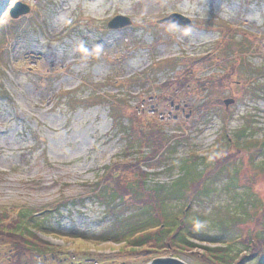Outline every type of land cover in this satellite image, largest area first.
Masks as SVG:
<instances>
[{"label": "rangeland", "instance_id": "obj_1", "mask_svg": "<svg viewBox=\"0 0 264 264\" xmlns=\"http://www.w3.org/2000/svg\"><path fill=\"white\" fill-rule=\"evenodd\" d=\"M4 1L0 0V211L13 215L15 207H27L40 212L72 201L69 210L61 208L54 233L39 234L59 252L28 264H150L158 257L207 264L200 249L141 253L73 234L84 231L92 236L109 223L103 206L89 197L101 167L121 161L125 142L121 131L113 128L109 107L116 99H123L124 116L137 110L146 115L143 121L160 122L167 135L175 136L172 141L181 140L179 153L204 155L223 128L234 134L246 120L264 137V0H7L2 7ZM15 1L28 4L29 13L11 18L8 9ZM171 12L186 16L192 25L158 23ZM116 14L128 16L131 24L109 29L107 21ZM11 20L19 22L14 29H9ZM204 53L213 54L198 59ZM165 59L173 61L155 68L154 63ZM192 63L195 78L222 77L211 98L215 105L204 116L198 105L205 92L189 87L186 79L181 88L175 82L189 75L187 64ZM255 79L262 92L257 98L248 86ZM91 89L103 98L79 100ZM72 94L78 100H64ZM228 97L234 102L225 107L222 100ZM243 149L234 154L239 164L246 158L239 171L256 178L253 192L244 197L258 198L259 203L264 198V155L258 156L262 168H252L249 152ZM158 170L150 169L149 186L172 178ZM259 210L249 218L238 213L235 230L261 227ZM2 249L0 244V264H18Z\"/></svg>", "mask_w": 264, "mask_h": 264}, {"label": "trees", "instance_id": "obj_2", "mask_svg": "<svg viewBox=\"0 0 264 264\" xmlns=\"http://www.w3.org/2000/svg\"><path fill=\"white\" fill-rule=\"evenodd\" d=\"M18 23V20H11L9 29L16 28ZM212 54L204 53L198 59H209ZM171 61H157L154 66L157 64L155 68L160 69ZM240 63L238 61L237 64ZM195 65L187 64L189 75L180 76L175 82L181 88L186 79L189 87L205 92L198 105L200 116H204L215 105L211 98L222 85V77L213 74L210 80L195 78ZM241 65L245 67V61ZM256 77L258 79L259 75ZM256 79L251 80L248 86L252 93L257 94L252 96L257 98L262 92ZM209 89L211 94L207 93ZM91 90L79 100L103 98L96 89ZM74 97L78 100L74 94L64 97V100L73 99L74 102ZM116 101L109 107L113 128L121 131L125 142L121 161L101 167L93 183L96 190L89 197L103 206L109 223L92 236L80 231L74 233V237L120 243L121 247L141 253L159 249H200V255L207 264H247L252 259H256L257 264H264V198L258 203V198L244 197L253 192L256 178L246 175L245 170L240 172L245 167L243 160L246 158L239 159V164L234 156L244 147L249 152V167L260 166L262 162L258 156L264 155V137L256 134L258 130H252L246 120L234 134L230 135L227 128H223L210 151L204 155L179 153L181 140L172 141L170 137L175 136L167 135L160 122L153 119L143 121L146 115L137 110H133L129 117L124 116L126 110L120 104L123 99ZM124 117L128 125L123 124ZM152 168H160L157 172H165L172 178L167 183L149 186L147 179L152 175L149 172ZM71 205L69 199L40 212L27 207H15L13 215L0 211V244H3L2 250L7 251V259L28 264L37 257L59 252V247L39 234H53V223L59 221L61 208L69 210ZM258 210L263 214L261 227L243 233L235 230L240 223L238 213L249 218L257 215Z\"/></svg>", "mask_w": 264, "mask_h": 264}, {"label": "water", "instance_id": "obj_3", "mask_svg": "<svg viewBox=\"0 0 264 264\" xmlns=\"http://www.w3.org/2000/svg\"><path fill=\"white\" fill-rule=\"evenodd\" d=\"M7 0L3 2L2 7L7 5ZM30 7L26 3H22L20 1H15L11 7L8 9V14L11 18L16 19L21 15L29 13ZM131 19L128 16L122 14H116L112 16L107 21V27L109 29H116L121 28L131 24ZM160 24L166 25H179V26H191L192 22L186 16L178 13V12H171L168 15L164 16L163 18L158 20ZM225 107L229 104L234 102V98L228 97L222 100ZM150 264H185L184 262L180 261L174 257H158L151 260Z\"/></svg>", "mask_w": 264, "mask_h": 264}]
</instances>
